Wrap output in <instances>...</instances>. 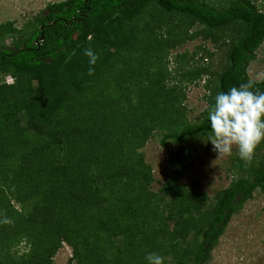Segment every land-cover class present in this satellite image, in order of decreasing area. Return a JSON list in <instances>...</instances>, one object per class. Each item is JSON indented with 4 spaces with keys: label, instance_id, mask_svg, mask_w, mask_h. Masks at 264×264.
<instances>
[{
    "label": "trees",
    "instance_id": "trees-1",
    "mask_svg": "<svg viewBox=\"0 0 264 264\" xmlns=\"http://www.w3.org/2000/svg\"><path fill=\"white\" fill-rule=\"evenodd\" d=\"M263 43L254 0H64L22 27L0 23V264H59L64 243L66 264H147L150 252L208 264L233 215L264 193V159L237 156L243 174L210 197L182 183L190 143L211 135L218 92L264 91L248 73ZM216 50L225 61L213 71ZM205 76L209 107L194 122L186 88ZM157 132L172 170L154 191L142 149Z\"/></svg>",
    "mask_w": 264,
    "mask_h": 264
},
{
    "label": "rangeland",
    "instance_id": "rangeland-1",
    "mask_svg": "<svg viewBox=\"0 0 264 264\" xmlns=\"http://www.w3.org/2000/svg\"><path fill=\"white\" fill-rule=\"evenodd\" d=\"M59 1L64 0H0V23L11 20L15 21L18 27H22L42 12L48 3ZM254 1L259 9L264 11V0ZM202 41L203 39L199 37L186 42L181 48L173 50L172 54L186 50L191 53ZM7 44H11V39L7 41ZM206 46L214 49L212 43H206ZM225 53V50H216L214 56L209 59L213 71L221 69V64L225 61ZM171 67H174L173 63ZM248 73L253 81L264 80V43L258 49L256 58L251 62ZM5 79L9 83L13 81L11 76H6ZM207 79L205 76L186 88L185 104L191 121H201L204 118V111L209 107L208 96L211 92L206 87ZM212 79L211 85L215 84V78ZM190 144L194 154V163L186 169L182 183L187 185L198 183L202 192L213 197L217 191L228 187L234 178L243 174L242 170L234 166L235 158L238 156L235 147L231 155L219 156L206 138L193 139ZM142 151L153 168L155 181L152 189L157 191L172 170L167 149L161 143L160 132L149 139ZM262 159H264V141L256 146L245 163H258ZM72 253L71 246L64 243L54 260L56 263L66 264L72 257ZM208 264H264V193L259 189L255 190L253 197L233 215L224 234L212 250Z\"/></svg>",
    "mask_w": 264,
    "mask_h": 264
},
{
    "label": "clouds",
    "instance_id": "clouds-1",
    "mask_svg": "<svg viewBox=\"0 0 264 264\" xmlns=\"http://www.w3.org/2000/svg\"><path fill=\"white\" fill-rule=\"evenodd\" d=\"M84 55L88 58V74L92 75L99 57L90 47L84 50ZM207 118L211 131L208 141L219 156L231 155L235 147L241 159H249L264 141V91L254 88L249 81L218 92ZM145 260L147 264H165V258L155 252L148 253Z\"/></svg>",
    "mask_w": 264,
    "mask_h": 264
}]
</instances>
